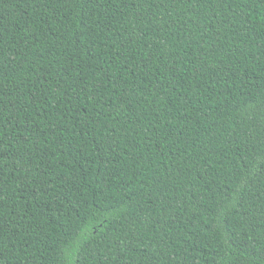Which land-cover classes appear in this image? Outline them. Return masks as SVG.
Segmentation results:
<instances>
[{
    "label": "trees",
    "instance_id": "trees-1",
    "mask_svg": "<svg viewBox=\"0 0 264 264\" xmlns=\"http://www.w3.org/2000/svg\"><path fill=\"white\" fill-rule=\"evenodd\" d=\"M0 264H264V0H0Z\"/></svg>",
    "mask_w": 264,
    "mask_h": 264
}]
</instances>
